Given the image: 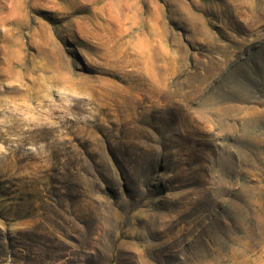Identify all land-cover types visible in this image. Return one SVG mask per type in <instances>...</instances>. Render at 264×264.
<instances>
[{
	"label": "rangeland",
	"instance_id": "1",
	"mask_svg": "<svg viewBox=\"0 0 264 264\" xmlns=\"http://www.w3.org/2000/svg\"><path fill=\"white\" fill-rule=\"evenodd\" d=\"M0 264H264V0H0Z\"/></svg>",
	"mask_w": 264,
	"mask_h": 264
}]
</instances>
